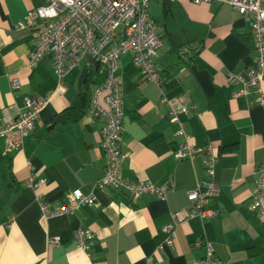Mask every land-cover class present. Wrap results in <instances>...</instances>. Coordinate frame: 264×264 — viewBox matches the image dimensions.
I'll return each mask as SVG.
<instances>
[{
    "label": "crops",
    "instance_id": "crops-1",
    "mask_svg": "<svg viewBox=\"0 0 264 264\" xmlns=\"http://www.w3.org/2000/svg\"><path fill=\"white\" fill-rule=\"evenodd\" d=\"M44 4L0 0V129L26 110V99H49L27 136L14 132L18 148L8 146L12 133L0 136V264H201L207 244L225 264H264V217L251 206L264 160V109L251 97L235 96L241 84L228 81V74L248 75L255 67L251 17L219 1L176 0L186 19L184 39L198 49L175 75H161L162 87L141 78L131 54L121 58L122 174L131 182L168 187L164 198L145 193L133 202L125 190L97 187L108 164L107 122L90 114L88 101L69 123H53L78 102L84 67L67 74L61 93L51 57L29 68L37 34L16 25ZM168 6L166 0L150 5L162 36ZM173 52L164 38L158 58L164 70ZM171 108L180 124L172 121ZM180 127L195 146L211 145L212 174L203 156L192 161L173 155L184 141ZM30 178L42 182L30 186ZM211 183L220 187L206 205L214 215L190 217L188 193ZM74 190L94 197L96 205L55 214L68 206ZM171 224L170 246L166 227ZM80 227L92 232L86 251L76 244Z\"/></svg>",
    "mask_w": 264,
    "mask_h": 264
},
{
    "label": "built area",
    "instance_id": "built-area-1",
    "mask_svg": "<svg viewBox=\"0 0 264 264\" xmlns=\"http://www.w3.org/2000/svg\"><path fill=\"white\" fill-rule=\"evenodd\" d=\"M152 1L154 0H45L43 6L29 11L16 25L18 31H36V41L29 54L28 66L34 68L41 60L51 57L57 78L56 92L64 91L66 76L75 67L84 64V69L91 71L96 65H100L103 69L105 79L94 87L89 103L90 114H98L107 122L103 146L108 164L97 187L110 186L125 190L132 196L133 202H137L145 193L164 198L168 190L167 185L159 188L151 182H131L122 174V162L125 158L121 150L125 108L120 75L121 58L131 54L142 79L159 87L164 84L161 78L162 67L158 64L163 41L158 24L149 12ZM192 1L195 4L214 1L227 3L241 15L251 17L253 44L257 52L255 67L248 75L228 74V81L241 84L235 96L251 97L264 109V0ZM18 85L19 81L15 80L14 87ZM48 100L26 99V110L16 118L9 119L5 127L0 129V136L12 133L8 141L10 148H18L21 144L15 131L24 137L33 130ZM186 111L185 108L181 109L183 113ZM171 115L172 121L180 124L178 111L171 108ZM179 134L184 141L174 150L173 155L177 159L192 161L203 156V165L212 174L216 157L211 145L195 146L191 142V136L182 127ZM256 174L251 206L258 215L264 217V160L258 166ZM41 182L30 178L28 184L37 186ZM219 194L220 187L216 183H211L204 191L199 188L191 190L188 193V200L191 202L190 217L213 216L214 213L206 205ZM83 203L96 205L94 197L74 190L70 194L68 206L58 209L55 214L71 213ZM43 209L48 213L45 206ZM174 227L175 224L166 227L170 234L167 244L170 246L174 243ZM91 238V230L85 227H80L75 233L76 244L85 251ZM206 247L207 253L201 264H225L213 257L214 248L211 244Z\"/></svg>",
    "mask_w": 264,
    "mask_h": 264
},
{
    "label": "trees",
    "instance_id": "trees-1",
    "mask_svg": "<svg viewBox=\"0 0 264 264\" xmlns=\"http://www.w3.org/2000/svg\"><path fill=\"white\" fill-rule=\"evenodd\" d=\"M166 1L169 5L168 8H166V32L164 36L161 35V38L162 41L164 38L168 39L174 52L171 56L172 62L170 66L166 70L162 68V74L175 75L177 71L183 67L184 64L188 63L189 59L192 58L193 53L198 49V47L194 48V45L191 41H186L184 39V25L186 19L181 8L176 6V1ZM186 54H188V57L185 58ZM104 75L105 73L103 72V69L100 65H96L95 68L91 71L84 69L82 73V89L80 91V98L78 102L74 104V107L60 113L53 120V123H69L71 120L75 119L78 115V110L80 109V107L82 105L84 106L87 101L88 103H90L94 87L103 83L105 79ZM165 82L167 83L168 81Z\"/></svg>",
    "mask_w": 264,
    "mask_h": 264
},
{
    "label": "water",
    "instance_id": "water-1",
    "mask_svg": "<svg viewBox=\"0 0 264 264\" xmlns=\"http://www.w3.org/2000/svg\"><path fill=\"white\" fill-rule=\"evenodd\" d=\"M79 88H80V91H81V89H82V78L80 79V83H79Z\"/></svg>",
    "mask_w": 264,
    "mask_h": 264
},
{
    "label": "rangeland",
    "instance_id": "rangeland-1",
    "mask_svg": "<svg viewBox=\"0 0 264 264\" xmlns=\"http://www.w3.org/2000/svg\"><path fill=\"white\" fill-rule=\"evenodd\" d=\"M160 31H162V30L160 29L159 32H160ZM164 43H165V42H164ZM164 47H165V46H164ZM164 49H165V48H163L162 52H164ZM83 67H84V64H82V68H80V70H82Z\"/></svg>",
    "mask_w": 264,
    "mask_h": 264
}]
</instances>
